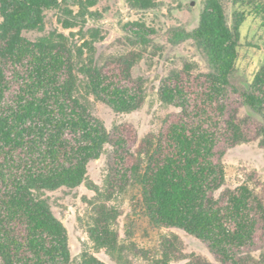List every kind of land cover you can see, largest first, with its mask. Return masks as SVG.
<instances>
[{"label":"trees","instance_id":"16d2710c","mask_svg":"<svg viewBox=\"0 0 264 264\" xmlns=\"http://www.w3.org/2000/svg\"><path fill=\"white\" fill-rule=\"evenodd\" d=\"M127 1L142 10L157 4ZM59 2L0 0L1 264H71L68 231L39 193L87 182L89 163L108 144L114 147L113 185L134 191L152 226L184 230L205 242L222 264H249L241 254L258 243L264 202L246 182L216 196L226 178L220 146L248 140L235 104L264 122V67L247 86L233 79L246 10L235 9L230 24L222 0H205L194 29L168 32L174 44L193 40L208 71L194 77L186 64L163 80L159 96L179 112L131 162L128 137L110 132L75 98L71 49L24 34L42 29L46 10ZM232 2L249 8L260 3ZM137 25L134 33L150 40L154 30ZM133 65L128 57L114 70L91 65L82 71L98 99L115 111L130 112L142 105L145 92L132 79ZM110 217L106 212L96 219L90 236L98 248L112 251L120 244ZM79 264L105 263L87 258ZM189 264L213 263L196 257Z\"/></svg>","mask_w":264,"mask_h":264},{"label":"rangeland","instance_id":"374dc122","mask_svg":"<svg viewBox=\"0 0 264 264\" xmlns=\"http://www.w3.org/2000/svg\"><path fill=\"white\" fill-rule=\"evenodd\" d=\"M205 0H157L150 9H136L127 0H60L57 7L46 10L42 29L24 34L31 40L51 38L67 45L74 60V96L106 128L129 139L132 162L149 141L155 140L165 122L178 114L175 106L161 100L160 86L172 73L191 64L194 77L208 71L206 60L196 43L189 39L172 43V28L194 29L200 20ZM231 24L235 9H245L240 30L239 56L233 79L247 86L264 67V0L256 7H238L232 0H222ZM2 15L0 13V22ZM152 28L151 39L143 42L133 31L137 24ZM132 58V79L144 87V101L136 110L118 112L98 99L88 87L82 69L97 65L114 70L120 60ZM238 115L248 140L234 146L223 143L222 161L226 178L216 192L249 183L264 202V135L262 118L243 106ZM251 113V114H249ZM114 147L106 145L98 159L88 166V180L80 186L44 190L54 215L65 225L69 235L71 264L95 258L105 264H189L196 257L222 264L202 240L177 228L154 227L143 215L133 190H121L112 182ZM107 212L118 234L120 249L98 248L90 236V227ZM166 254L168 255L167 257ZM249 264H264V226L258 243L244 249ZM1 264V259H0Z\"/></svg>","mask_w":264,"mask_h":264}]
</instances>
